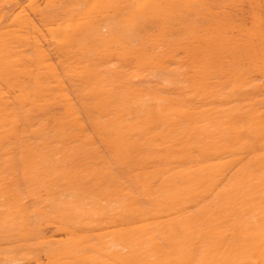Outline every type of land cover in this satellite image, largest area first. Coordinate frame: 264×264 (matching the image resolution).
Listing matches in <instances>:
<instances>
[{"label":"bare ground","instance_id":"1","mask_svg":"<svg viewBox=\"0 0 264 264\" xmlns=\"http://www.w3.org/2000/svg\"><path fill=\"white\" fill-rule=\"evenodd\" d=\"M0 264H264V0H0Z\"/></svg>","mask_w":264,"mask_h":264}]
</instances>
